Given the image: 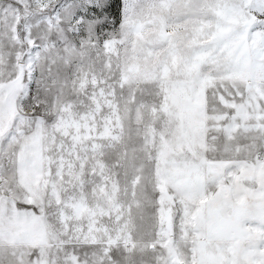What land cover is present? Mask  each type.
<instances>
[{"label": "snow or ice", "instance_id": "snow-or-ice-1", "mask_svg": "<svg viewBox=\"0 0 264 264\" xmlns=\"http://www.w3.org/2000/svg\"><path fill=\"white\" fill-rule=\"evenodd\" d=\"M0 264H264V0H0Z\"/></svg>", "mask_w": 264, "mask_h": 264}]
</instances>
